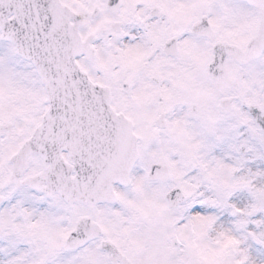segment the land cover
<instances>
[{"label": "snow or ice", "instance_id": "snow-or-ice-1", "mask_svg": "<svg viewBox=\"0 0 264 264\" xmlns=\"http://www.w3.org/2000/svg\"><path fill=\"white\" fill-rule=\"evenodd\" d=\"M0 264H264V0H0Z\"/></svg>", "mask_w": 264, "mask_h": 264}]
</instances>
